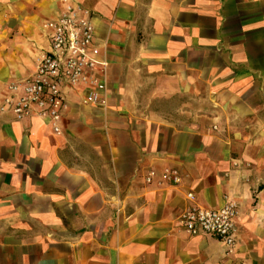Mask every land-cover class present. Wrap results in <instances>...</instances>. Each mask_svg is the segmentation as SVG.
Segmentation results:
<instances>
[{
	"label": "crops",
	"instance_id": "1",
	"mask_svg": "<svg viewBox=\"0 0 264 264\" xmlns=\"http://www.w3.org/2000/svg\"><path fill=\"white\" fill-rule=\"evenodd\" d=\"M74 1L108 63L107 106L67 91L57 134L0 111V264H264V0ZM60 7L0 0V104ZM187 191L236 202L232 252L177 226Z\"/></svg>",
	"mask_w": 264,
	"mask_h": 264
},
{
	"label": "built area",
	"instance_id": "2",
	"mask_svg": "<svg viewBox=\"0 0 264 264\" xmlns=\"http://www.w3.org/2000/svg\"><path fill=\"white\" fill-rule=\"evenodd\" d=\"M61 7L54 18L46 22L49 46L39 58L35 70L26 77L7 84L0 111H10L16 119L39 118L60 132V120L67 105V91L82 94L83 104L107 106V60L101 56L95 40L94 24L88 8L74 0H60ZM156 172L145 177L152 182ZM163 177L173 185L181 183L177 169L166 168ZM190 205L177 216V226L190 235L209 234L217 237L232 252L236 245V225L239 208L228 200L219 207L198 204L187 191Z\"/></svg>",
	"mask_w": 264,
	"mask_h": 264
},
{
	"label": "rangeland",
	"instance_id": "3",
	"mask_svg": "<svg viewBox=\"0 0 264 264\" xmlns=\"http://www.w3.org/2000/svg\"><path fill=\"white\" fill-rule=\"evenodd\" d=\"M175 169H177V170H178V172H181V170H180L179 168H175ZM163 171H164V170H163ZM163 171H162V172H163Z\"/></svg>",
	"mask_w": 264,
	"mask_h": 264
}]
</instances>
